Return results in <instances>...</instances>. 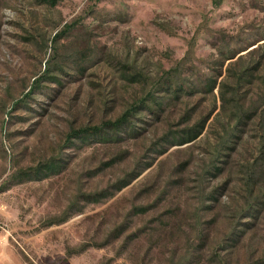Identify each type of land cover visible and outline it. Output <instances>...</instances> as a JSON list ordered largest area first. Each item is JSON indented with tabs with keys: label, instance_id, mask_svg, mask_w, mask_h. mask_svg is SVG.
Wrapping results in <instances>:
<instances>
[{
	"label": "rangeland",
	"instance_id": "374dc122",
	"mask_svg": "<svg viewBox=\"0 0 264 264\" xmlns=\"http://www.w3.org/2000/svg\"><path fill=\"white\" fill-rule=\"evenodd\" d=\"M230 49L242 52L223 61ZM258 62L236 88L233 74ZM127 111L120 143L74 135ZM204 120L195 140L172 142ZM50 160L56 175L20 176ZM101 192L112 195L87 202ZM11 255L264 260V0H0V264Z\"/></svg>",
	"mask_w": 264,
	"mask_h": 264
},
{
	"label": "trees",
	"instance_id": "16d2710c",
	"mask_svg": "<svg viewBox=\"0 0 264 264\" xmlns=\"http://www.w3.org/2000/svg\"><path fill=\"white\" fill-rule=\"evenodd\" d=\"M242 49V48H241ZM241 49H230L227 55L223 58V61H228L234 59L240 52H242ZM246 49V48H245ZM244 49V50H245ZM260 62L256 63L253 68H248L246 70H243L237 74H233V78L235 79V86L236 88L242 87L244 84H253L254 78H255V72L257 73V68L259 66ZM167 75H170L169 73ZM207 92L211 93L212 90L215 87V81H212L211 83L207 84ZM35 86L33 87L31 93L34 91ZM165 92L169 93L170 95L177 97L180 93H192V90L186 89L182 84L175 85L174 83L170 81H166V87ZM30 93V94H31ZM29 94V95H30ZM28 95V96H29ZM27 96V97H28ZM153 102V98H151ZM136 109L133 110L135 112ZM129 117H131V111H127L124 113L119 119H117L114 122H108L104 123L101 127L96 128H86L84 130H79L75 132L74 135H77L76 137L79 138V140L86 141L90 138H95L97 141H99L100 144H107L113 142L120 143L121 137L118 135L121 130H124L125 128H128L129 126ZM205 124V120L203 122H200L199 124H195L190 128H187L183 131L182 134H177V137L173 136L172 142H176L175 145H184L187 143L192 142L195 140L201 131L203 130V126ZM108 130L110 133H108ZM171 144V143H169ZM159 155H162L163 152L158 151ZM151 163H146L144 167H142L138 173H133L132 175L128 176L129 179L127 180H120L118 184L115 186L114 191L119 192L123 188L127 187L129 182L135 178H137L144 170L149 168ZM60 161L58 160H50L48 163H43L36 167L35 169L29 170L25 173H21L20 176L23 178H27V180H33V181H40L43 179L48 178L49 176L56 175L59 172V169H61ZM109 195H112V193H109L108 195H104V193H96L92 197H89L87 199V202L92 203H98L101 202L102 199H106ZM145 211L144 209H141V212ZM249 214V212H247ZM66 219L59 221L60 223L65 222ZM120 231H117V233ZM240 234V233H239ZM120 235H118L116 238H118ZM255 264H264V260H261Z\"/></svg>",
	"mask_w": 264,
	"mask_h": 264
},
{
	"label": "crops",
	"instance_id": "0c3cea01",
	"mask_svg": "<svg viewBox=\"0 0 264 264\" xmlns=\"http://www.w3.org/2000/svg\"><path fill=\"white\" fill-rule=\"evenodd\" d=\"M11 264H19L17 263V261L15 260V258L11 255Z\"/></svg>",
	"mask_w": 264,
	"mask_h": 264
}]
</instances>
